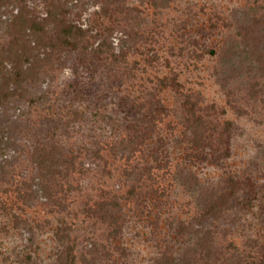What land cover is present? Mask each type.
<instances>
[{
    "label": "rangeland",
    "instance_id": "374dc122",
    "mask_svg": "<svg viewBox=\"0 0 264 264\" xmlns=\"http://www.w3.org/2000/svg\"><path fill=\"white\" fill-rule=\"evenodd\" d=\"M0 264H264V0H0Z\"/></svg>",
    "mask_w": 264,
    "mask_h": 264
},
{
    "label": "trees",
    "instance_id": "16d2710c",
    "mask_svg": "<svg viewBox=\"0 0 264 264\" xmlns=\"http://www.w3.org/2000/svg\"><path fill=\"white\" fill-rule=\"evenodd\" d=\"M44 21H41V22H38V21H35L33 20V26L32 28L34 29L35 32H39V31H42V28L41 30L40 29V24L43 23ZM74 28V29H77L75 26H71V25H67V26H64L61 31H60V35H62V37H64L65 39H67V37H69L71 35V29Z\"/></svg>",
    "mask_w": 264,
    "mask_h": 264
}]
</instances>
